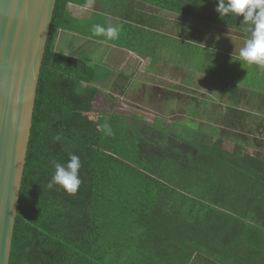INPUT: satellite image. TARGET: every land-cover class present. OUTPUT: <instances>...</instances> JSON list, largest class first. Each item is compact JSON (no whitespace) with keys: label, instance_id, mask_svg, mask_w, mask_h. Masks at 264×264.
<instances>
[{"label":"trees","instance_id":"1","mask_svg":"<svg viewBox=\"0 0 264 264\" xmlns=\"http://www.w3.org/2000/svg\"><path fill=\"white\" fill-rule=\"evenodd\" d=\"M86 3L55 1L9 264H264V149L253 146L260 141L229 139L208 121L201 133L187 123L167 127L163 118L148 122L132 110L93 109L97 90L82 81L94 84L110 72L88 71L82 62L90 58L58 46L63 31L94 36L91 18L71 10ZM217 3L94 0L90 16L105 27L116 21L121 41L108 42L121 46L134 38L133 51L153 62L161 49L173 52L164 59L182 65L206 44L203 51L223 53L224 59L217 54L223 64L251 33L242 15L221 18ZM232 38L237 47L229 49ZM105 123L112 135L101 130ZM69 153L81 160L77 192L48 189L54 164L66 163Z\"/></svg>","mask_w":264,"mask_h":264},{"label":"water","instance_id":"2","mask_svg":"<svg viewBox=\"0 0 264 264\" xmlns=\"http://www.w3.org/2000/svg\"><path fill=\"white\" fill-rule=\"evenodd\" d=\"M56 0H0V264H9L45 45Z\"/></svg>","mask_w":264,"mask_h":264},{"label":"rangeland","instance_id":"3","mask_svg":"<svg viewBox=\"0 0 264 264\" xmlns=\"http://www.w3.org/2000/svg\"><path fill=\"white\" fill-rule=\"evenodd\" d=\"M80 14H83V11ZM225 32L232 33L228 30ZM231 40L233 42L229 44V49L237 47L234 43L236 39ZM205 45L202 48L195 47L193 54L186 56L187 61L185 59L181 61L182 65L178 67L185 68L184 72L180 70L175 74V69H168L170 83L163 81L162 77H157L156 81L150 83L147 94L149 93L153 103L152 100L138 102L143 109L142 111H139L140 108L137 109L136 113L141 114L140 117H144L148 122L163 118L161 123L167 127H170L171 123L178 125L187 123L190 129L201 133L209 131V128L204 127L208 124L202 123L208 121L214 123L215 127H220L222 134L229 139L232 137L233 140L237 139L235 135H252L254 138L256 133H259L258 137L262 142H254L253 146L264 149V125H262L264 124V68L256 65H241L239 61H234L236 58L232 56L230 62L224 60L222 64L220 58L223 53L203 51V47L208 46ZM180 51L184 56L186 55L184 48L182 50L180 48ZM172 53L171 51L170 54ZM163 54L166 58V53ZM217 54L221 57H217ZM189 66H196L202 69L203 73L191 72ZM174 79H176L175 84L172 83ZM233 82L240 87L236 91L232 87ZM160 87L162 88L159 89ZM159 92H162L163 96ZM101 97L96 94L93 109L102 112L108 109V106H102ZM110 103L113 104L112 101ZM118 108L119 106L116 105L117 111ZM91 115L95 117L97 114L91 113ZM213 115L215 121L207 119L208 117L213 119ZM177 129L181 130V128ZM229 217L231 215H228L226 220H229Z\"/></svg>","mask_w":264,"mask_h":264},{"label":"crops","instance_id":"4","mask_svg":"<svg viewBox=\"0 0 264 264\" xmlns=\"http://www.w3.org/2000/svg\"><path fill=\"white\" fill-rule=\"evenodd\" d=\"M71 10L73 14L78 17H83L85 15L89 16L91 18V25H102L105 23L100 16H90L91 8L71 6ZM82 11L83 14H80ZM169 17L172 18L171 15ZM110 26H118V24L116 21H112ZM133 42L134 38L129 42L123 41L121 46H117L105 41L103 37H92L90 35L83 36L74 32L63 31L60 33L58 46L59 49H62L65 54L71 55L74 58H90L89 62H82L85 67L88 66V71H91L92 67L97 66L98 68H104L106 73L110 72L108 77L102 81H97L94 84L82 81L84 85H92L95 87L98 96H102L101 98L103 107L110 106L117 113H123L127 110H132L134 114H136L137 109L140 108L139 111H142L141 109H143L142 106H139L138 102L142 103L144 101L152 100L149 97V93L147 94V89L149 90L150 83L152 84L154 81H156L155 79L157 77H162L163 81L170 83L171 78L168 73V69H175V74H177L180 70L185 71V68L178 67L181 64L172 65L167 59L165 60V56L162 53L163 50L161 49L159 52L156 51L158 52L155 55L157 60L153 62L152 55L143 56L140 53L133 51ZM177 51L178 55L182 53H180L179 49H177ZM165 53L167 57H170V54H168L167 51ZM174 56L175 54L171 57ZM164 69L166 71H164ZM175 80L176 79L172 80L173 84L176 83ZM161 88L162 87L159 89ZM159 94L163 96L162 92H159ZM110 97H112L113 100ZM109 98L111 100H109ZM110 101H112L113 104H111ZM151 102L153 103V100ZM257 104L260 105L261 103ZM116 105L119 106L118 111L115 109ZM167 108L169 109L168 106ZM167 113H169V110ZM259 115L260 113H258V116ZM258 136L259 133H256L254 138L260 141Z\"/></svg>","mask_w":264,"mask_h":264},{"label":"clouds","instance_id":"5","mask_svg":"<svg viewBox=\"0 0 264 264\" xmlns=\"http://www.w3.org/2000/svg\"><path fill=\"white\" fill-rule=\"evenodd\" d=\"M93 2L94 0H87L84 7H92ZM215 10L221 18L228 15H242L243 22L247 25L246 31L251 33L250 38L239 49V54L234 61H239L241 65H256L264 68V0H218ZM91 32L96 37H103L105 41H115L119 38L120 29L118 26L105 27L101 24H94ZM101 130L107 135L113 134L108 123H105ZM55 139L58 141L60 137L57 136ZM81 167L80 157L69 153L66 163L56 162L54 164L55 172L47 183V188L52 189L59 186L68 194H75L81 184L79 178Z\"/></svg>","mask_w":264,"mask_h":264},{"label":"flooded vegetation","instance_id":"6","mask_svg":"<svg viewBox=\"0 0 264 264\" xmlns=\"http://www.w3.org/2000/svg\"><path fill=\"white\" fill-rule=\"evenodd\" d=\"M256 138H254V140H255ZM256 141V140H255Z\"/></svg>","mask_w":264,"mask_h":264}]
</instances>
